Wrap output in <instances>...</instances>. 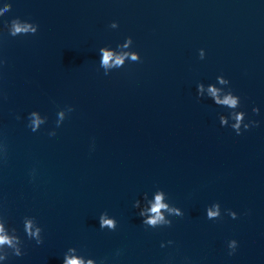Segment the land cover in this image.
Returning <instances> with one entry per match:
<instances>
[{
  "label": "water",
  "instance_id": "1",
  "mask_svg": "<svg viewBox=\"0 0 264 264\" xmlns=\"http://www.w3.org/2000/svg\"><path fill=\"white\" fill-rule=\"evenodd\" d=\"M4 4L0 217L17 229L24 252L4 264H61L69 246L98 264H264V0ZM14 18L36 23L37 32L9 35ZM126 36L140 60L105 75L98 48ZM218 74L257 126L236 135L219 124L225 109L196 97V83ZM67 105L73 110L57 126ZM32 110L47 117L35 132ZM156 188L184 215L150 228L132 202ZM213 201L221 216L209 220ZM101 211L116 219L114 230L99 227ZM26 215L42 227L39 245L23 232Z\"/></svg>",
  "mask_w": 264,
  "mask_h": 264
},
{
  "label": "clouds",
  "instance_id": "2",
  "mask_svg": "<svg viewBox=\"0 0 264 264\" xmlns=\"http://www.w3.org/2000/svg\"><path fill=\"white\" fill-rule=\"evenodd\" d=\"M9 5L4 4L0 7V11H4ZM110 28L115 29L118 27L115 20L111 21L108 25ZM6 27L9 35L16 36L18 34H34L37 32L38 25L34 22L27 20H21L14 18L11 22H6ZM132 44V37L126 36L121 43H117L115 48L103 45L98 48L99 67L103 69L105 75L109 74L112 69L120 68L126 62L140 60V54L133 50L130 46ZM198 58L204 59V48L197 49ZM3 59H0V64H3ZM196 97L210 99L213 104L225 109L227 114L223 111L217 113V118L221 127H230L236 135H240L242 130H248L250 126L255 127L260 122L253 119H245L246 113L241 109V98L239 95L234 94L231 87H229V80L224 75H216L215 82L198 81L196 83ZM65 109L68 112L73 110L71 105H67L65 108L58 109L56 113V125L59 126L61 121L64 120ZM260 109L256 106L252 107L253 113H259ZM19 118V117H17ZM47 117L40 114L38 110H32L27 114V126L33 131H37L42 124L45 123ZM49 136L55 135V129L48 131ZM132 207L138 209L137 215L141 218V224L150 228H156L158 226H169L172 223L171 217H180L184 213L182 209L169 202L167 193L161 189L156 188L151 192V195L147 192L141 194V198L135 199L132 202ZM224 212L235 219L237 212L225 208ZM221 216V207L218 201H213L211 204L205 206L206 219L213 220ZM98 223L101 229L107 228L108 230H114L117 225L116 219L109 215L107 211H101L98 216ZM23 232L25 236L34 240L37 245L43 241L42 227L37 223L35 217L24 216L22 218ZM168 244H172L173 241H167ZM23 241L17 234V229L3 218L0 217V264H4L8 260L9 255L20 257L24 255L22 251ZM161 247L165 246V242H161ZM238 247V241L236 239H229L227 241L228 255H233ZM61 264H98V261L91 256H84L78 254L77 248L69 246L63 252V259ZM99 264H104L103 260L99 261Z\"/></svg>",
  "mask_w": 264,
  "mask_h": 264
}]
</instances>
